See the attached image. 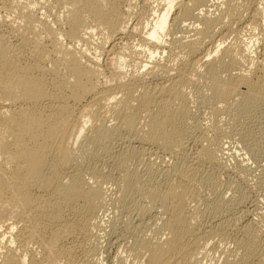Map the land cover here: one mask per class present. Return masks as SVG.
<instances>
[{
	"label": "bare ground",
	"instance_id": "6f19581e",
	"mask_svg": "<svg viewBox=\"0 0 264 264\" xmlns=\"http://www.w3.org/2000/svg\"><path fill=\"white\" fill-rule=\"evenodd\" d=\"M210 1L161 0L160 6L143 5L132 24L134 6L123 0H0V9L12 16L0 19V27L16 33L13 43L0 35V264H90L76 260L75 246L66 242L79 237L83 245L89 243L92 227L103 219L99 215L107 205L126 213L117 223L133 238L127 246L136 261L132 264L140 258L141 264H200L199 256L206 257L205 243L215 237L234 245L222 254V264H264V211L254 208L237 216L236 208L216 197L215 174L200 170L205 163L222 166L226 154L222 145L206 138L188 164L183 159L193 136L188 131L193 120L189 90L201 103L229 104L245 118L264 93V0H248L251 5L215 0L214 16L203 10ZM52 7L60 15L55 13L58 18L53 15L55 20L50 21ZM183 23L188 35L174 36L166 46L164 36ZM238 29L260 31V61L251 53L257 39H243ZM131 34L140 38L136 48L127 44ZM228 36L234 38L229 45L224 43ZM24 50L31 63L22 64ZM160 51L167 52L163 63L155 58ZM102 53L111 56L107 75L97 58ZM110 119L115 121L112 131L106 125ZM217 121L212 115V127ZM246 123H240L238 133ZM123 132L127 144L113 151L120 176L118 195L107 199L105 187L111 177L99 168L85 171L76 165L85 150L113 154L109 140ZM80 140L84 147L77 149ZM245 140L244 150L253 152L255 137ZM133 143L142 152L153 148L164 159L169 157L170 162L163 161L160 179L155 180L157 173L149 168L144 176L128 167L139 153ZM241 165L230 169L239 177L246 172ZM201 191L216 194L214 200L205 203ZM190 201L194 209L187 208ZM149 215L160 221L154 239L142 233L147 228L144 217ZM204 216H211L209 224ZM244 218L247 222L234 230L233 225ZM48 225L53 226L47 229ZM140 230L142 235H137ZM36 238L40 251L29 253L27 248Z\"/></svg>",
	"mask_w": 264,
	"mask_h": 264
},
{
	"label": "rangeland",
	"instance_id": "374dc122",
	"mask_svg": "<svg viewBox=\"0 0 264 264\" xmlns=\"http://www.w3.org/2000/svg\"><path fill=\"white\" fill-rule=\"evenodd\" d=\"M41 1H44L46 2V0H40ZM48 1H52V0H48ZM131 1V2H130ZM133 1V2H132ZM148 1V2H147ZM217 3L220 1V0H216ZM237 1V0H236ZM129 2L130 4H132V6H134L133 9L134 10V14L131 16V20H130V23H137L138 20V14L137 12H139L140 10H142L143 8H145V6L143 5H148L149 7H154L161 3V0H123V3H127ZM145 2V3H144ZM215 0L213 1H210L208 3H206V7H204L203 10H207V13L209 15H215L214 13H218L216 12V8L218 7L217 3L215 2ZM243 2H245L246 5H251L249 4V1L248 0H239L238 3L242 4ZM122 5H125L123 4ZM160 4V5H161ZM159 5V6H160ZM214 7H213V6ZM217 5V6H216ZM142 6V7H141ZM208 7V9H207ZM212 7V8H211ZM216 7V8H215ZM54 7H52L53 9ZM140 8V9H139ZM159 8V7H158ZM51 8L49 9V12L52 10ZM56 7L50 12V14L52 15L51 17H49V13L48 15L45 13L46 16L48 17H44V18H48V19H51L50 21H53L55 20V16L58 14L60 15V13L58 12L59 9H56ZM3 10V12H2ZM54 10L56 12H54ZM54 12V13H53ZM39 13L43 14V11H39ZM57 13V14H55ZM4 11V9H0V19H6L8 20L9 19H12V16H10L9 14ZM55 15V16H53ZM58 15L56 16V18H58ZM8 17V18H7ZM146 19L147 20H151L152 17H149L147 18L146 16ZM146 19H142L144 20L143 22L146 21ZM16 24L20 25L18 23L17 20H15ZM184 25H187V23H183V25H181V27L174 30V32H172L173 34H169V35H166L164 36L163 38V41L164 42H168L169 40L172 39V37L174 36H181V35H188V32L187 30H185V26ZM183 26V28H182ZM233 26V25H232ZM236 26H233V28H235ZM61 29H63L62 27H60ZM180 28L183 30L181 31ZM243 31H245L244 29H242ZM238 32L239 29L237 30ZM241 31L239 35H241L240 37H242L243 39H247V40H252V41H255L256 39V42L254 44V50L253 48H251V53H252V56L254 57V60H257V61H260V53H261V49H262V40H261V35L260 34V31H256V30H246L245 32ZM248 31V32H247ZM10 32V33H9ZM183 32V33H181ZM185 32V33H184ZM259 32V34H258ZM13 32L7 30L6 27L4 26H1L0 27V35L3 34L2 36L10 43H13L14 41V35L16 34L15 32L12 34ZM181 33V34H180ZM255 33V34H254ZM176 34V35H175ZM180 34V35H179ZM236 34V33H235ZM234 34V35H235ZM173 35V36H172ZM230 35H233L232 33H230ZM233 35V37H234ZM249 35L251 37H249ZM255 35V36H254ZM253 36V37H252ZM229 38L224 42V43H232L233 42V39H232V36H228ZM96 38V37H95ZM139 37L136 36V35H132L131 36L127 35V38H126V41L128 45L136 48L137 45H139L141 42L139 41L138 39ZM249 38V39H248ZM252 38V39H251ZM260 38V39H258ZM167 39V40H166ZM130 40V41H129ZM137 40V41H136ZM230 40V41H229ZM134 42V43H133ZM165 43L166 46H168V43ZM133 43V44H132ZM127 45V46H128ZM135 45V46H134ZM164 45V47L166 48V46ZM224 45V44H223ZM229 45V44H227ZM259 45V46H258ZM46 46H47V43H46ZM129 46V47H130ZM257 47V48H256ZM92 48V46H90V48H88L89 50ZM88 50V51H89ZM92 50V51H91ZM89 51V53H93V49H91ZM24 56H23V59H22V64L23 63H28L30 61H32L31 59V56H29L28 54V50H24ZM165 51H167V48L165 49ZM165 51H160L158 54L155 55V58H156V61H159L163 63V60L165 62V59H166V56H167V52ZM260 51V52H259ZM162 52V53H161ZM256 55V56H255ZM27 56V57H26ZM97 58L98 59V62L100 64V68L101 70L103 71V73L105 75H107L109 73V60L111 58L110 54H105V53H102L101 55H98L97 54ZM164 56V57H163ZM162 57V58H161ZM28 59V60H27ZM173 62V61H171ZM31 63V62H30ZM176 63V62H175ZM168 65H174V62L173 63H168ZM128 69L131 67L127 66ZM126 67V69H127ZM249 67H252V66H249ZM254 67V65H253ZM252 67V68H253ZM109 69V70H108ZM127 69V70H128ZM129 69V70H130ZM103 82V79L102 81ZM103 84V83H102ZM103 87H106V86H110L111 87V83L110 85L109 84H106L104 83ZM113 86V85H112ZM193 89V87H192ZM190 97H189V108L191 109L190 111H192V114H193V120L191 121V126L188 125V127L192 130L196 127L195 130H188L189 132H192V135L191 138L189 140V150L186 154H188L187 156L189 157L187 159V156L184 155L183 156V159H184V162L186 164H188L187 162H190L191 158L193 157V154L199 149V147L204 143L203 140H206V138H208L207 140L208 141H213L214 139V142H217L219 144L222 145L223 149H224V154L222 156V158H224V160L222 159V166L219 168H216V167H213L211 166L210 164H203L202 168L200 170H204L205 172L207 171V173H214L216 178H217V182L218 185H217V196L219 198V200H222L223 202H225L226 206H228L229 208H236V214L237 216H241L240 214H243L244 212H248V211H251L253 210L254 208H257L259 213L260 212H263L264 211V93L262 95V97L260 98L261 102L256 105V107H252L251 108V112L248 113L249 118H245V116L243 117V113H240L238 111H236L235 109H232L231 105H226L225 104H218V103H215L214 102H209L208 104H203L200 102L201 98L198 100L196 99L197 97L192 94L191 90L188 91ZM195 98H194V97ZM90 100V99H89ZM89 100H86V103L89 101ZM195 102V103H194ZM213 103V104H212ZM191 105V106H190ZM193 106V107H192ZM230 106V107H229ZM227 109H225V108ZM254 108V109H253ZM214 109V110H213ZM228 110H231V111H228ZM196 113H195V112ZM215 111V112H214ZM217 111L219 113H217ZM211 112V113H210ZM213 112V113H212ZM215 113V115H214ZM221 113V114H220ZM226 113V114H225ZM211 114V115H210ZM203 115V117H202ZM206 115V116H205ZM212 115L213 116H216V119L218 120L217 124H214L212 127ZM245 115V114H244ZM247 115V114H246ZM195 117V118H194ZM211 120H210V118ZM219 118V119H218ZM202 119V120H201ZM209 119V121H208ZM248 119V121H247ZM244 120V121H243ZM246 123V124H249V125H246V127H243L240 131V133H238V129H239V125L240 123ZM108 123V124H107ZM195 123V124H193ZM115 121L113 119H110L106 122V125L108 126V129L111 130L112 127H114L115 125ZM193 124V125H192ZM209 126H208V125ZM211 124V125H210ZM195 125V126H194ZM216 125V126H215ZM193 127V128H191ZM202 127V128H201ZM212 127V128H211ZM234 127V128H232ZM260 127V128H259ZM214 128H215V131H214ZM217 128V129H216ZM238 128V129H237ZM245 128V129H244ZM113 129V128H112ZM229 130V131H228ZM112 131V130H111ZM196 131V132H195ZM201 131V132H200ZM205 133V134H204ZM123 134V135H122ZM245 134V135H244ZM196 135V137H195ZM199 135V136H198ZM202 135V136H201ZM248 135V136H247ZM240 136V137H239ZM255 137L256 141V149L253 151V152H250V153H247L244 148L245 146L243 145L244 143H246L248 137ZM242 137V138H241ZM245 137V138H243ZM257 137V138H256ZM120 138V139H119ZM202 138V139H201ZM210 139V140H209ZM219 139V140H218ZM226 139V140H225ZM241 139V140H240ZM194 142H193V141ZM206 140V141H207ZM83 140H80V142L77 143V145L75 146L76 148H83L84 147V142H82ZM109 141V144H108V148L110 149V151H117L118 149H120L121 147L120 146H123V144H127V141H128V135L125 134L124 132L123 133H119V135H116V136H113ZM245 141V142H244ZM203 142V143H201ZM243 142V143H242ZM200 143V144H199ZM81 144V145H80ZM247 144V143H246ZM112 145V147H111ZM133 147L134 149L139 150V145L136 144V143H133ZM248 145V144H247ZM83 146V147H82ZM119 146V147H118ZM138 146V147H137ZM262 148H261V147ZM124 147V146H123ZM77 148V149H78ZM113 149V150H111ZM153 149V148H152ZM148 149V150H145V152L139 150V153L137 156H135L132 160V162H129V168L131 169H134V170H137L138 172H140L141 174H145L144 176H146V173L148 170V168L151 170V171H155L154 173H157L156 176L153 175V178H155V180H158L160 179V174H159V171L160 169L162 168V166L164 165V162L166 159L169 160V157H167L166 159H164L165 157H163L164 155L163 154H160V151L158 152L157 150L155 149ZM80 150V149H79ZM91 150V149H90ZM96 150V149H95ZM94 149H92V151H89V150H85V152L88 154L86 155V153H84V157H88L87 160L86 158L83 157L81 163L77 164L76 166H81L80 167H76V169L79 170H85L86 169H90V168H99L100 170H102L103 173H106L108 174L111 178V181L107 184V186L105 187L106 190H107V194L109 195L108 198H115L118 194H116V192L118 193V190H119V185H118V180L120 178L119 176V173L117 172V170L114 168L115 167V164L116 163V158L114 157V153L109 155L107 153H105V151L103 150H96L95 151ZM195 150V151H194ZM240 150V151H239ZM93 152V153H89V152ZM238 151V152H237ZM95 152V153H94ZM150 152V153H148ZM262 152V153H261ZM149 154V155H148ZM151 154V155H150ZM235 154V155H234ZM248 154V155H247ZM86 155V156H85ZM98 155V156H97ZM140 155V156H139ZM153 155V157H152ZM158 159H156V157ZM111 156V157H110ZM240 156V157H239ZM106 157V158H105ZM108 157V158H107ZM138 157V158H136ZM143 157V158H142ZM191 157V158H190ZM112 158V159H111ZM115 160H114V159ZM160 158V159H159ZM242 158V159H241ZM137 159V160H136ZM166 160V162L168 161ZM187 160V161H185ZM231 160H232V163H231ZM103 161V162H102ZM105 161V162H104ZM131 161V160H130ZM164 161V162H163ZM242 161V162H240ZM146 162V163H145ZM170 162V160L168 161ZM235 162V163H234ZM86 163V164H85ZM96 163V164H95ZM105 163V164H104ZM162 163V164H161ZM236 163L238 164H242L241 166L244 167L243 169L246 171H244L245 173L243 174V176L241 175L240 177L239 176H236L234 173H232V168H234L236 166ZM132 164V165H131ZM140 164V165H139ZM86 165V166H84ZM208 165V166H207ZM221 165V164H220ZM104 166V167H103ZM113 166V167H112ZM229 166V167H228ZM232 166V167H231ZM153 167V168H152ZM226 167V168H225ZM103 168V169H102ZM211 169V170H210ZM218 169V170H216ZM231 169V170H230ZM72 170V169H71ZM70 169L68 170V172L71 171ZM144 170V171H143ZM158 171V172H157ZM204 171H200L201 172H204ZM209 171V172H208ZM213 174V175H214ZM227 174V175H226ZM159 175V176H158ZM117 176V177H115ZM232 176V177H230ZM158 177V178H157ZM246 177V178H245ZM146 178V177H145ZM115 183H114V181ZM117 180V181H116ZM222 186H221V185ZM111 186V187H110ZM249 186V187H248ZM229 188V189H227ZM231 188V189H230ZM234 188V189H233ZM238 188V189H237ZM236 189V191H235ZM223 191V192H222ZM226 191V192H225ZM240 191V192H239ZM112 192V193H111ZM114 192V193H113ZM259 192V193H258ZM110 193V194H109ZM201 194L202 193H205V196L202 194L201 198L205 199V203L206 202H211L214 200V195L216 194H207L206 195V191H201L200 192ZM239 193V194H238ZM241 193L243 194L241 196ZM44 194V193H43ZM41 194V195H43ZM227 194V195H226ZM258 194V195H257ZM209 195V196H208ZM45 196V194L43 195ZM212 196V197H211ZM241 196V197H239ZM209 197V198H208ZM224 197V198H223ZM240 198H242L241 200H239ZM245 198V199H244ZM260 198V199H259ZM255 199V200H254ZM239 201V202H238ZM233 204H232V203ZM143 205L144 202H141ZM237 203V204H236ZM189 204V205H188ZM231 204V205H230ZM236 204V205H235ZM145 205V203H144ZM195 203L193 202H188L187 203V208L188 209H194V207H196ZM193 206V207H192ZM236 206V207H235ZM108 207V208H107ZM203 207V205L201 206ZM107 210L102 213H100V217L103 218L101 219L99 222L98 225L100 226H95V227H92V231H91V238L90 242L87 243V244H84L81 243V239L79 237H77L74 241H68L66 242V246L68 247H71V246H75V250H74V254H75V259L78 260V261H87V262H90V264H132L134 262H136L135 260L133 261L134 258H132L129 253L127 252V246H129L133 240L132 236H130V233L127 232V230H125V228L121 227L120 225H118L117 221H119L120 219L119 218H122L123 216L126 215L125 211L123 212V210H114L112 211V207L110 208V206H106ZM105 208V209H106ZM132 208V207H131ZM260 208V209H259ZM104 209V210H105ZM262 209V210H261ZM132 210V209H131ZM130 210V211H131ZM134 208L133 210L131 211V214H132V217H135L136 216V213L137 211L135 210L134 212ZM241 211V212H240ZM244 211V212H243ZM113 212V213H112ZM238 212V213H237ZM125 215H124V214ZM263 214V213H262ZM102 215L104 217H102ZM135 215V216H134ZM149 216H145L144 217V227L146 226L147 228H143V230L145 229L146 231L143 232V236H147V239L150 237V239H154V235L155 233L157 232L156 230L159 228L158 225H160V221L158 222H155L156 219H153L154 216L152 215ZM118 217V218H117ZM211 216H207V217H203V220L204 221H207L205 223H210V221L212 219H210ZM253 217V218H252ZM250 218L254 219V221H257V217L255 218L254 216H252ZM151 218V219H150ZM259 218V217H258ZM218 219V218H216ZM216 219H213V220H216ZM256 219V220H255ZM155 220V221H154ZM154 221V222H153ZM202 221V220H201ZM116 222V225H113V223ZM241 224H240V223ZM237 223L239 224H234L233 226H235L233 229L236 230L237 228H239L242 224H244V222H247L246 218L242 219V221H239ZM263 222V223H262ZM261 224L263 225L264 227V221H262ZM152 223V224H151ZM155 223V224H154ZM158 223V224H157ZM146 224V225H145ZM154 224V225H153ZM157 224V226H156ZM150 225V226H149ZM50 226H53V225H48L46 226V228H51ZM113 226V227H111ZM152 226V227H151ZM231 226V227H233ZM237 226V228H236ZM151 228V229H150ZM95 229V230H94ZM156 229V230H155ZM142 230V229H141ZM141 230H140V233H138L137 235H142L141 233ZM47 231H45V233H43V237H47L45 236ZM93 232V233H92ZM154 232V233H153ZM237 232V233H236ZM237 237H239V235L241 236L240 232L239 231H235ZM239 233V234H238ZM110 235V236H109ZM128 235V236H127ZM8 237V235H6ZM149 236V237H148ZM153 236V237H151ZM6 237V238H7ZM95 238V239H94ZM110 238V239H109ZM146 238V237H145ZM104 239V240H103ZM149 239V240H150ZM37 240V241H36ZM40 239L36 238L33 242H32V246L29 244V247L28 246V250H29V253H38L40 250V243L37 244V242H39ZM78 242H77V241ZM112 240V241H111ZM36 241V242H35ZM76 241V242H75ZM94 241V242H93ZM72 242V243H71ZM75 244H74V243ZM96 242V243H95ZM207 242H209L207 244ZM205 243V248L204 250L202 251H206V257H203L202 255L199 256V263L200 264H222L223 262V253L226 251V250H230L232 251L234 249V245L232 243H229L227 242L226 240V244L222 243V240L218 237H215V238H211V240L209 239ZM217 242V243H216ZM36 246H35V244ZM71 246H70V244ZM78 243V245H77ZM130 243V244H129ZM211 243V244H210ZM34 244V245H33ZM90 244V245H89ZM105 244V245H104ZM232 244V245H231ZM207 245V246H206ZM221 245H224V246H221ZM37 246H39L37 248ZM78 246V247H76ZM99 246V247H98ZM203 246V245H202ZM201 246V247H202ZM228 246V247H227ZM33 247V248H32ZM37 249H36V248ZM225 247H227L225 249ZM30 248V249H29ZM32 248V249H31ZM91 248V249H90ZM219 248V249H218ZM224 248V249H223ZM26 249V252H28V250ZM92 249H95V253H93V250ZM203 249V247H202ZM39 250V251H38ZM126 250V251H125ZM219 250V251H218ZM221 250V251H220ZM32 251V252H31ZM217 251V252H216ZM223 251V252H222ZM92 252V253H91ZM79 253V254H78ZM86 253V254H85ZM219 253V255H218ZM92 254V255H91ZM95 254V255H94ZM212 254V255H211ZM85 256V257H84ZM220 256V257H219ZM201 257V258H200ZM211 257V258H210ZM80 258V259H79ZM120 258V259H119ZM124 258V259H123ZM127 258V259H126ZM214 260H213V259ZM102 259V260H101ZM143 259L140 258V262L138 261V264H141L143 263L142 261ZM130 261V262H129ZM142 261V262H141ZM208 261V262H207ZM222 261V262H221ZM94 262V263H93ZM117 262V263H116ZM202 262V263H201Z\"/></svg>",
	"mask_w": 264,
	"mask_h": 264
}]
</instances>
